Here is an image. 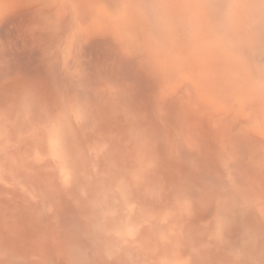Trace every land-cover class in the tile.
<instances>
[{"label":"rangeland","instance_id":"rangeland-1","mask_svg":"<svg viewBox=\"0 0 264 264\" xmlns=\"http://www.w3.org/2000/svg\"><path fill=\"white\" fill-rule=\"evenodd\" d=\"M0 264H264V0H0Z\"/></svg>","mask_w":264,"mask_h":264},{"label":"bare ground","instance_id":"bare-ground-1","mask_svg":"<svg viewBox=\"0 0 264 264\" xmlns=\"http://www.w3.org/2000/svg\"><path fill=\"white\" fill-rule=\"evenodd\" d=\"M62 139V138H61Z\"/></svg>","mask_w":264,"mask_h":264}]
</instances>
